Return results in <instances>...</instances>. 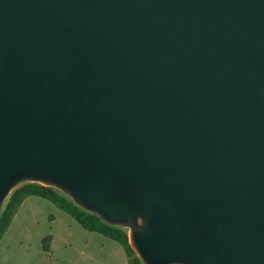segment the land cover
<instances>
[{"label":"water","instance_id":"1","mask_svg":"<svg viewBox=\"0 0 264 264\" xmlns=\"http://www.w3.org/2000/svg\"><path fill=\"white\" fill-rule=\"evenodd\" d=\"M25 182L143 264H264V0H0V210Z\"/></svg>","mask_w":264,"mask_h":264},{"label":"crops","instance_id":"2","mask_svg":"<svg viewBox=\"0 0 264 264\" xmlns=\"http://www.w3.org/2000/svg\"><path fill=\"white\" fill-rule=\"evenodd\" d=\"M0 264H129L117 241L84 229L40 196L19 204L0 238Z\"/></svg>","mask_w":264,"mask_h":264},{"label":"trees","instance_id":"3","mask_svg":"<svg viewBox=\"0 0 264 264\" xmlns=\"http://www.w3.org/2000/svg\"><path fill=\"white\" fill-rule=\"evenodd\" d=\"M29 195L40 196L51 201L73 217L84 229L96 231L120 243L124 248L129 264H143L128 243L126 229L107 224L95 214L79 208L57 189L33 182L18 185L5 199L0 210V238L6 231L19 204Z\"/></svg>","mask_w":264,"mask_h":264}]
</instances>
